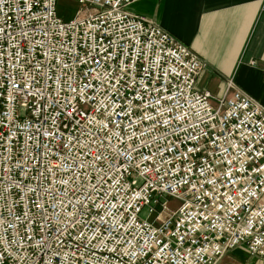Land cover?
<instances>
[{
    "label": "built area",
    "instance_id": "2783aa9c",
    "mask_svg": "<svg viewBox=\"0 0 264 264\" xmlns=\"http://www.w3.org/2000/svg\"><path fill=\"white\" fill-rule=\"evenodd\" d=\"M74 1L0 0V264H264V107L140 0Z\"/></svg>",
    "mask_w": 264,
    "mask_h": 264
},
{
    "label": "crops",
    "instance_id": "0c3cea01",
    "mask_svg": "<svg viewBox=\"0 0 264 264\" xmlns=\"http://www.w3.org/2000/svg\"><path fill=\"white\" fill-rule=\"evenodd\" d=\"M137 11L199 56L198 90L241 91L264 107V0H140ZM127 8V7H126ZM130 12V11H129ZM173 211V210H172Z\"/></svg>",
    "mask_w": 264,
    "mask_h": 264
},
{
    "label": "rangeland",
    "instance_id": "374dc122",
    "mask_svg": "<svg viewBox=\"0 0 264 264\" xmlns=\"http://www.w3.org/2000/svg\"><path fill=\"white\" fill-rule=\"evenodd\" d=\"M79 8L80 5H78L74 0H58L57 3L58 13L64 20L71 19ZM137 9L138 5L136 3H133L126 8V10L130 12L137 11ZM205 81V77H200L197 80L196 85L201 86L205 83ZM164 199L167 200L165 209L166 213L172 212V210H174L179 203L177 199L170 196H164ZM146 215L147 208H143L140 216L145 218ZM217 264H262V261L256 256H251L243 246H237L236 248L227 252Z\"/></svg>",
    "mask_w": 264,
    "mask_h": 264
}]
</instances>
